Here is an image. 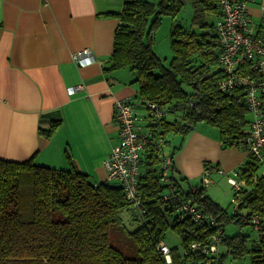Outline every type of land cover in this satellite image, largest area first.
Returning <instances> with one entry per match:
<instances>
[{
  "label": "trees",
  "instance_id": "trees-1",
  "mask_svg": "<svg viewBox=\"0 0 264 264\" xmlns=\"http://www.w3.org/2000/svg\"><path fill=\"white\" fill-rule=\"evenodd\" d=\"M218 1L193 0V5L198 14L213 13L216 17ZM184 2L125 0L114 32L108 70L127 68L132 73L138 86L136 100L143 105L145 118L149 104L162 111L144 123L150 136L141 154L136 220L117 182H92L67 152L65 169L33 159H0V264H167L158 244L165 242L169 231L180 238L179 247L170 248V264H221L225 257L241 259L248 254L252 264H264V231H255L239 213L247 209L249 216H264V172H259L263 166L254 156L236 169L243 188L233 214L211 200L201 180L186 188L180 185L169 165V179L184 199H191L204 216L223 228L215 254L190 246L206 241L216 229L207 222L198 226L189 218L181 219L177 207L164 199L170 194V185L161 181L157 166L159 162L161 166L163 153L170 161L173 158L164 152L167 135H186L198 122L218 130L222 148L241 146L248 135L244 91L218 90L223 74L214 22L202 21L198 31L173 26V57L167 65L153 51L151 31L160 15L177 13ZM127 100L136 110L134 101ZM59 124V120H52L40 127L39 133L50 138ZM204 170L211 174L218 168L206 166ZM124 217L136 222L137 228H127ZM227 223L249 225L254 239L241 232L227 236Z\"/></svg>",
  "mask_w": 264,
  "mask_h": 264
},
{
  "label": "crops",
  "instance_id": "crops-1",
  "mask_svg": "<svg viewBox=\"0 0 264 264\" xmlns=\"http://www.w3.org/2000/svg\"><path fill=\"white\" fill-rule=\"evenodd\" d=\"M124 1L0 0V159L65 169L67 152L92 182L107 181L104 161L119 142L115 103L130 99L143 112L132 73L108 70ZM261 6L264 0H256L247 12L252 33L264 38ZM82 49L91 51L92 63L73 61ZM75 85L83 90L68 94ZM52 120L60 124L45 138L39 128ZM136 125L141 135L148 131ZM181 137L169 139L164 152L173 156V177L184 188L202 179L205 162L223 172L211 176H226L250 157L243 145L222 148L218 130L203 123Z\"/></svg>",
  "mask_w": 264,
  "mask_h": 264
},
{
  "label": "built area",
  "instance_id": "built-area-1",
  "mask_svg": "<svg viewBox=\"0 0 264 264\" xmlns=\"http://www.w3.org/2000/svg\"><path fill=\"white\" fill-rule=\"evenodd\" d=\"M255 2L256 0H219L217 4L219 16L214 23V34L220 51L218 63L223 74L222 79L218 82V90L222 93H231L238 88L244 91V101L247 113L251 115V122L248 135L242 145L248 154L257 158L264 167V38L252 33L251 20L247 12L248 4ZM261 10L262 18H264V6H261ZM72 59L81 66L94 61L93 54L89 49L77 51L72 54ZM80 90H83V86L75 85L67 92L72 95ZM114 113L118 123L119 142L111 149L104 161L106 180L117 182L122 188L126 201L131 207L139 209L138 180L141 174V154L150 133L146 131L141 135L140 125H136V122L144 124L152 120L153 115L160 116L162 111L156 104H149V115L145 118L133 109L127 99H122L115 103ZM161 159V181L170 185V194H165L164 199L172 206L177 207L181 219L189 218L198 226L207 222L209 226L216 229L206 241L193 242L190 246L191 249L201 250L206 254H215L218 252L223 228H219L213 218L204 216L191 199H184L180 193L181 190L169 179L170 160L164 157V153ZM215 172L223 174L219 169ZM211 174L204 171L201 179L203 186L210 185ZM226 177L229 185L235 190L234 195L237 198L243 188V183L238 180L236 170ZM195 189L193 187L192 191ZM238 201L237 207L240 204V199ZM248 216L247 213L243 214L241 219L249 222L255 231L263 232L264 216L259 213ZM158 250L164 256L166 263L170 264L171 252L167 244L160 242Z\"/></svg>",
  "mask_w": 264,
  "mask_h": 264
},
{
  "label": "rangeland",
  "instance_id": "rangeland-1",
  "mask_svg": "<svg viewBox=\"0 0 264 264\" xmlns=\"http://www.w3.org/2000/svg\"><path fill=\"white\" fill-rule=\"evenodd\" d=\"M157 4L160 0H148ZM197 9L193 5V0H185L184 4L181 6L180 10L175 14L160 15L159 22L152 28L151 34L153 35L151 44L153 47L154 53L167 65L170 59L173 57V50L171 48V31L173 26L178 25L184 29H191L198 31L199 25L202 21H207L213 23L215 21V14L205 13L198 14ZM199 19V20H198ZM198 20V21H197ZM201 20V21H200ZM128 70V69H127ZM140 110V109H139ZM143 111V109L141 110ZM138 112V111H137ZM146 113V112H145ZM139 114H142L139 112ZM206 124L204 122H198ZM196 124V125H197ZM207 125V124H206ZM211 127V126H210ZM214 128V127H213ZM216 129V128H215ZM217 130V129H216ZM181 140V135L171 134L168 137V140L173 139ZM169 140V146L171 141ZM208 166L209 168L215 167V164L209 162L204 163V168ZM51 167V166H50ZM260 173L264 172V168L261 167L259 170ZM211 183L205 188L208 196L213 200V202L220 205L222 208L227 209L229 214H233L236 211L237 205L239 203L238 199L235 198L234 189L227 182L226 176L213 175L210 177ZM200 179H196L192 184H198ZM235 199V201H233ZM247 209L240 210V214H246ZM128 217H124L126 221ZM125 226L129 229L137 228V223L134 221L127 220ZM225 234L227 236H234L241 232L242 234H247L249 239H254V233L252 228L249 225L240 226L237 223H227L224 226ZM180 238L174 233L169 231L165 240V243L169 248L173 246L179 247ZM221 264H252L251 255H245L241 259H233L230 256L225 257Z\"/></svg>",
  "mask_w": 264,
  "mask_h": 264
},
{
  "label": "water",
  "instance_id": "water-1",
  "mask_svg": "<svg viewBox=\"0 0 264 264\" xmlns=\"http://www.w3.org/2000/svg\"><path fill=\"white\" fill-rule=\"evenodd\" d=\"M130 212H131V215L135 218L134 220H136L137 218L136 209L134 207H130Z\"/></svg>",
  "mask_w": 264,
  "mask_h": 264
}]
</instances>
